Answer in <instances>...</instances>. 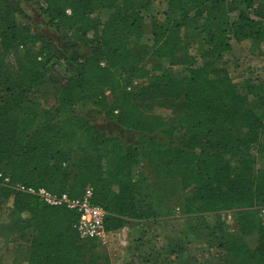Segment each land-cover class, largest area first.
<instances>
[{"label":"trees","instance_id":"trees-1","mask_svg":"<svg viewBox=\"0 0 264 264\" xmlns=\"http://www.w3.org/2000/svg\"><path fill=\"white\" fill-rule=\"evenodd\" d=\"M37 1L49 22L70 35L63 50L31 21L16 20L23 12L18 1L0 0V173L10 178L7 184L0 180V202L12 198L14 210L27 214L28 264L111 263L100 260L97 240L80 237L77 212L47 206L13 185L44 187L72 198L92 186L93 202L106 210L105 227L113 233L132 221L155 218L151 203L138 190L139 156L147 153L175 172L183 188L194 186L186 213L234 214L236 238L226 234L224 224L211 232L228 264L231 255L247 253L244 236L254 234V254L247 253L249 262L238 264H264V170L254 167L247 148L256 142L258 152H264V114L248 106L219 66L232 41L264 40V0H162L164 17L153 20L146 44L142 12L152 0ZM104 10L109 11L105 21L91 17ZM234 10L239 14L232 22ZM190 29L206 46L199 64L184 44L195 38L188 36ZM81 30L82 37L93 31L86 54L77 49ZM134 49L149 51L148 57L135 56ZM10 54L16 66L6 61ZM61 65L65 73L55 92L57 106L47 120L49 111H38L39 103L45 87L54 84L51 73ZM175 67H183L184 73ZM134 80L145 83L128 90ZM256 83L248 85L250 92L264 94V81ZM144 100L179 103L176 129L150 115ZM89 101L124 130L140 132L142 144L74 117L76 107ZM239 127L246 138L237 136ZM181 133L184 139L175 146L173 140ZM159 134L165 141L156 138ZM80 135L90 146H83Z\"/></svg>","mask_w":264,"mask_h":264},{"label":"rangeland","instance_id":"rangeland-1","mask_svg":"<svg viewBox=\"0 0 264 264\" xmlns=\"http://www.w3.org/2000/svg\"><path fill=\"white\" fill-rule=\"evenodd\" d=\"M20 3L23 12L15 15L18 22L31 21L33 28L39 33L44 34L52 40L55 45L63 50L64 43H67L65 30H59L55 24H51L47 15L41 10V5L37 0H16ZM166 10V2L162 0H152L150 6L142 12L144 19L143 44L150 42L153 20L161 21ZM239 11L231 13V21H235ZM109 11L104 10L92 14L91 17L96 21H105ZM191 28V27H190ZM81 41L78 51L82 54L89 53L91 46L88 43L93 37V31L84 36L83 30L79 31ZM190 37L185 41L187 51L197 58L200 62V55L206 50V46L201 37L193 29L189 30ZM133 47V44H132ZM149 51L134 49L135 56L148 57ZM6 61L16 66L13 54L7 56ZM237 85V91L247 100L248 106L259 115L264 114V94L254 96L248 89L251 83L258 84L264 81V40H246L241 43L232 41V48L224 54V58L219 63ZM178 73H184L183 67L174 68ZM64 66H58L51 73L54 79L52 87H45L43 99L39 103L38 111L45 109L49 111L46 115L47 120H52L54 110L57 106L55 92L61 86L64 78ZM145 81L134 80L128 90L139 88ZM264 93V92H263ZM143 106L150 115L160 117L166 124V128L176 129L178 118L181 114L179 103L171 101H149L144 100ZM73 116H81L89 121L90 124L97 126L103 133L116 134L123 141H129L138 145L142 144L140 132L127 131L121 128L114 119H107L100 112L92 101L83 103L76 107ZM237 136L246 138L247 132L239 127L235 129ZM157 139L165 141L162 135H157ZM79 139L84 147L90 146V141L85 135H80ZM183 136L177 135L173 143L180 145ZM249 154L255 159L254 167L264 170V152H258L259 143H252L247 146ZM148 154V153H147ZM141 154L139 156L137 170L140 175L138 186L139 195L145 200L146 204L151 203L155 218L149 221H132L129 225L117 232H113L107 244L98 243L95 249L101 261L106 258L111 264H228V259L223 257L221 249L217 248V241L211 236V232L224 224L226 234L232 239L236 238V219L231 211H218L215 213H186L188 201L194 194V186L183 188L179 176L167 167L159 164L152 157ZM152 159V160H151ZM258 209V208H256ZM231 212V213H230ZM264 215V212L262 213ZM27 218L26 213H18L14 210L12 198H7L0 202V264H28L30 234L29 224L23 223ZM16 227H14L15 225ZM125 230L124 233H122ZM130 234V242L125 241ZM122 233L121 236H115ZM124 234V235H123ZM246 252L251 255L256 247L258 240L256 234L244 236ZM118 242V243H117ZM94 252V254H96ZM240 252L230 256V264H238L244 261L249 262L248 254ZM254 262H258L257 257H253Z\"/></svg>","mask_w":264,"mask_h":264},{"label":"built area","instance_id":"built-area-1","mask_svg":"<svg viewBox=\"0 0 264 264\" xmlns=\"http://www.w3.org/2000/svg\"><path fill=\"white\" fill-rule=\"evenodd\" d=\"M70 13V10H67ZM3 184L10 181L9 177L0 173ZM13 188L17 191L37 196L45 205L50 207H66L78 213L79 219L75 224L79 235L83 239H95L101 244H107L112 232L106 230V210L99 204L93 202L94 190L92 186L85 189L83 195L72 198L67 193L56 194L44 187L36 188L22 183H16ZM264 209L262 210V213Z\"/></svg>","mask_w":264,"mask_h":264},{"label":"crops","instance_id":"crops-1","mask_svg":"<svg viewBox=\"0 0 264 264\" xmlns=\"http://www.w3.org/2000/svg\"><path fill=\"white\" fill-rule=\"evenodd\" d=\"M125 232V230L122 232V233H124ZM122 233H116L115 234V236L117 235V239H118V237L119 236H121L122 238H123V236L121 235ZM132 233V231H128L127 233H126V235L128 236V238H126L122 243H124L125 241L127 242V245H129V242H130V234ZM124 235V234H123ZM118 243V242H117Z\"/></svg>","mask_w":264,"mask_h":264}]
</instances>
